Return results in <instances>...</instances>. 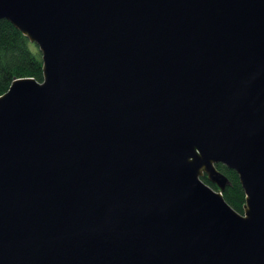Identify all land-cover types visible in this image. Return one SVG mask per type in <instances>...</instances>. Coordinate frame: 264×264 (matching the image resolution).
I'll use <instances>...</instances> for the list:
<instances>
[{"label": "water", "instance_id": "95a60500", "mask_svg": "<svg viewBox=\"0 0 264 264\" xmlns=\"http://www.w3.org/2000/svg\"><path fill=\"white\" fill-rule=\"evenodd\" d=\"M0 19L43 74L0 95V264H264V0H0Z\"/></svg>", "mask_w": 264, "mask_h": 264}, {"label": "trees", "instance_id": "16d2710c", "mask_svg": "<svg viewBox=\"0 0 264 264\" xmlns=\"http://www.w3.org/2000/svg\"><path fill=\"white\" fill-rule=\"evenodd\" d=\"M42 59L37 45L6 19H0V95L16 78L33 77L42 81ZM216 168L229 180L222 190L224 200L237 212L243 213L245 194L238 175L221 163ZM201 179L213 189L217 187L205 175Z\"/></svg>", "mask_w": 264, "mask_h": 264}]
</instances>
